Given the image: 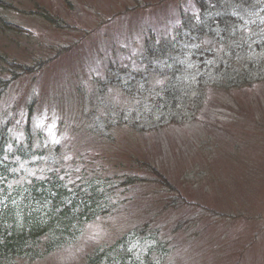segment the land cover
I'll use <instances>...</instances> for the list:
<instances>
[{"label":"rangeland","instance_id":"obj_1","mask_svg":"<svg viewBox=\"0 0 264 264\" xmlns=\"http://www.w3.org/2000/svg\"><path fill=\"white\" fill-rule=\"evenodd\" d=\"M9 1L17 9H28L34 1L51 17L78 27L80 33L66 30L62 40L68 42L72 39L75 54L83 57L92 55L90 57L98 58L107 52L117 55L120 50L137 55L143 50L141 33L144 30L145 33L151 32L156 39L162 34L172 37L180 29L173 23L176 14L186 25L191 22L189 9L174 0H80V3L87 2L90 9L77 11L71 8L70 12H66L63 0ZM69 1L75 6L79 0ZM203 1L209 4L208 0ZM241 4H244L242 0L224 1L225 6L235 9ZM144 5L146 7L142 9ZM7 15L12 21L20 17L13 12ZM30 22L26 26L36 34L42 32L41 25L53 33L50 27L39 21L31 19ZM92 27L94 34L86 38V30ZM53 34L48 32L51 40ZM46 37L43 35L42 41L48 45ZM11 38L12 41L18 39ZM2 42L0 39V51H3ZM13 44L17 43L10 45ZM73 74L71 72L70 77ZM184 74L181 80L187 78ZM53 82L54 78L43 81L46 97L51 94L47 90L54 86ZM245 89L214 85L202 91L212 96L208 103L216 110L207 113L213 122L211 125L186 120L184 124L172 123L168 131L150 132L149 143L142 134L140 138L133 136L137 144L139 139L138 145L126 137L106 144L110 146L106 148V154L115 158L107 164L112 172L140 170L139 163L143 165L142 175L132 179L133 184L126 195L134 198V207L141 206L149 212L146 214L143 208L136 212L132 207L128 210L129 221L115 220L112 226L115 231L118 228L128 230L125 224L141 225L152 213L154 219L162 223L163 244L150 253L149 260L155 257L158 264H264V85L253 90ZM152 93L155 92L143 95L156 100ZM9 96L12 97L13 93ZM74 105L71 103V108ZM151 112L157 113L155 109ZM159 120L152 119L147 126L156 127ZM225 147L234 150L228 151ZM121 148L125 150L123 154ZM96 149L100 147L96 146ZM236 162L243 171L232 170L236 169ZM232 179L239 185L233 186ZM210 203L212 208L208 209ZM166 205H173V208ZM165 206L167 211L161 219ZM114 235L113 232L106 237L108 243L112 242ZM130 250L133 251L129 260L137 261L138 257L146 256L147 244L141 243L137 248L130 245ZM82 255L81 252L63 250L49 255L46 260L48 264H82Z\"/></svg>","mask_w":264,"mask_h":264},{"label":"trees","instance_id":"obj_2","mask_svg":"<svg viewBox=\"0 0 264 264\" xmlns=\"http://www.w3.org/2000/svg\"><path fill=\"white\" fill-rule=\"evenodd\" d=\"M192 1L195 2V5L197 4L199 8L204 10L202 14L199 12L196 19L197 28L200 24L201 30L199 31V34L201 35L202 40H206L208 43H211L212 42L211 40H213L216 35H220V38L217 41H214V50L216 49L222 50L224 56L228 58L231 64H233V70L235 74L240 72L243 68L248 67L249 62H246L243 65L241 64V61L235 59L236 53H239L240 55H242L243 53L242 48L238 49L239 44L247 41L248 38L244 34L247 33L246 30H241L238 28L237 25L232 26L231 24L228 23V21L231 20L234 21L235 19L238 18V16L235 17L232 16L233 12L231 10H233V8H227L224 5L225 0H208L209 4L205 2V6L203 5L204 4L203 0H192ZM187 35H190V33L188 32ZM170 41L171 39L168 37H161L158 42V45L162 47ZM249 55H252V52L246 51L245 56H249ZM241 76L243 79L246 78L245 75H241ZM2 154L4 155L7 154V149H3ZM99 190L100 189L98 188V186L94 185L92 181L87 186L86 191L90 192L92 195V198L86 201V206L82 211V212H86L83 214V216H85L87 221H93L96 218L95 215L99 205H95L96 201L93 198L98 196ZM211 208L212 206L208 207V209ZM75 211L78 212V209L77 208L70 209V211H68L67 215L64 217V220H66L65 221L66 223L67 222L72 223L73 220L70 219V217L78 218L79 221H76L75 225L79 226L81 224L80 221H83L82 220L83 217L82 215L81 216L77 215ZM58 227L63 228L59 224ZM20 241L8 239L4 243V245H6L5 250H7L10 247V244H15V243H17L18 245L22 244ZM0 249H2V246H0Z\"/></svg>","mask_w":264,"mask_h":264}]
</instances>
